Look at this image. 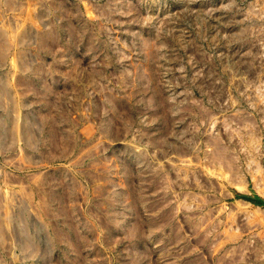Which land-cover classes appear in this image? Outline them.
I'll return each instance as SVG.
<instances>
[{"label":"rangeland","instance_id":"rangeland-1","mask_svg":"<svg viewBox=\"0 0 264 264\" xmlns=\"http://www.w3.org/2000/svg\"><path fill=\"white\" fill-rule=\"evenodd\" d=\"M0 33V264H264V0H0Z\"/></svg>","mask_w":264,"mask_h":264},{"label":"bare ground","instance_id":"bare-ground-1","mask_svg":"<svg viewBox=\"0 0 264 264\" xmlns=\"http://www.w3.org/2000/svg\"><path fill=\"white\" fill-rule=\"evenodd\" d=\"M3 38H2V34L0 33V40H2ZM5 46V45H4ZM4 52V51H3ZM3 52H1V55H2V53ZM1 57V56H0ZM14 126V125H13ZM15 127V126H14ZM1 209H2V207H1V202H0V237H2V238H0L1 240L3 239V238H5V231H4V228H3V218H2V216L4 215L3 213H1ZM3 210V209H2ZM3 214V215H2ZM6 215V214H5ZM5 215H4V217H5ZM8 215V214H7ZM7 218H10V214H9V216H6ZM24 219V218H23ZM24 222L26 223V221L24 220ZM24 225V224H23ZM23 225H22V227H23ZM25 228H26V226H25ZM24 231V230H23ZM26 231H28V230H26ZM26 231H24L26 234H27V232ZM9 232H11V231H9ZM12 233H14V232H12ZM12 233H10V234H12ZM10 234H9V236H10ZM28 235H29V233H28ZM13 236V235H12ZM8 237V236H7ZM18 238H20V237H18ZM24 238V237H23ZM30 240H31V238H30ZM4 241V240H3ZM14 242V241H13ZM21 243V242H20ZM31 243V242H30ZM30 243H29V245H30ZM24 244H26V243H24ZM28 244V243H27ZM34 244V243H33ZM32 244V245H33ZM31 245V246H32ZM24 246V245H23ZM27 247V246H26ZM28 247H30V246H28ZM34 247H35V245H34ZM33 247V248H34ZM24 249H26V248H24ZM29 249H31V248H29ZM35 249V248H34ZM27 251H29L28 249H26ZM32 250V249H31ZM36 251V250H35ZM34 251V252H35ZM25 252V251H24ZM29 253H31V252H29ZM33 253V252H32ZM31 253V254H32ZM13 254V253H12ZM32 257V256H31ZM35 257V256H34ZM1 260V259H0ZM1 263V262H0Z\"/></svg>","mask_w":264,"mask_h":264}]
</instances>
